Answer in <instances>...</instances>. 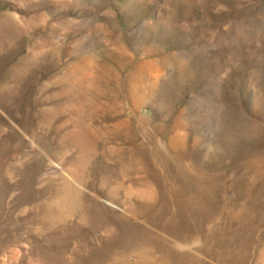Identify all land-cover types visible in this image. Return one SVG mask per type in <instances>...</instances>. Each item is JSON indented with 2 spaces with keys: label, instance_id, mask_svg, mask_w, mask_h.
<instances>
[{
  "label": "rangeland",
  "instance_id": "374dc122",
  "mask_svg": "<svg viewBox=\"0 0 264 264\" xmlns=\"http://www.w3.org/2000/svg\"><path fill=\"white\" fill-rule=\"evenodd\" d=\"M264 264V0H0V264Z\"/></svg>",
  "mask_w": 264,
  "mask_h": 264
},
{
  "label": "bare ground",
  "instance_id": "6f19581e",
  "mask_svg": "<svg viewBox=\"0 0 264 264\" xmlns=\"http://www.w3.org/2000/svg\"><path fill=\"white\" fill-rule=\"evenodd\" d=\"M144 264H148V263L145 262Z\"/></svg>",
  "mask_w": 264,
  "mask_h": 264
}]
</instances>
